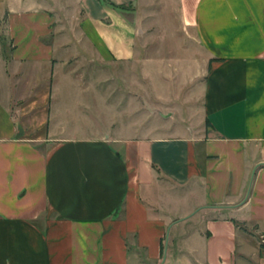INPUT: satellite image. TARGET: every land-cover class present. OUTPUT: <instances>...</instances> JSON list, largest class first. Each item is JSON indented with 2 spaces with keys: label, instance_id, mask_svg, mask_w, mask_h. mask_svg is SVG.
<instances>
[{
  "label": "crops",
  "instance_id": "crops-1",
  "mask_svg": "<svg viewBox=\"0 0 264 264\" xmlns=\"http://www.w3.org/2000/svg\"><path fill=\"white\" fill-rule=\"evenodd\" d=\"M262 235L264 0H0V264H264Z\"/></svg>",
  "mask_w": 264,
  "mask_h": 264
},
{
  "label": "rangeland",
  "instance_id": "rangeland-1",
  "mask_svg": "<svg viewBox=\"0 0 264 264\" xmlns=\"http://www.w3.org/2000/svg\"><path fill=\"white\" fill-rule=\"evenodd\" d=\"M162 27L163 28L167 27L168 32L172 33V31L169 29L171 27V25H169L167 23H162ZM169 42H171V44H173L174 46H177V36H175L174 33L169 38ZM111 74L113 76H115V78H118L119 75L122 77V78L120 77V79H121L120 82H118V83L115 82L116 84L111 83L110 93L113 94V96L117 95L119 93L129 96L130 92L134 91V89H133L134 87L131 84L133 81V78H134L133 72L131 69L123 66V67H121L120 71H118L116 69H111ZM96 77H95V79H96ZM97 86H98V89L100 90L101 87L99 85H97ZM118 87H120L119 93L117 92ZM149 91H150V85L147 82L143 83L142 93H143V95H145L144 92L146 93L145 97L147 99L149 98L148 97ZM148 102L149 101H147L146 103H148ZM9 106L13 107L12 103H9ZM80 114H82L83 118L84 117H85V119L88 118L87 119V127L88 128L91 129V127L93 126L94 128H97V130H101V127H103L104 125H107L108 123H110L111 127L113 125H114V127H118L119 124H122L124 122L127 123L128 120H131L135 115L136 116H139L142 114L144 115V113H79L77 115L80 116ZM84 123H85V121H84ZM84 123H83V128L86 127ZM42 129L43 128H41V131H40L41 133L43 132ZM31 134H33V133H31ZM35 134H37V133H35Z\"/></svg>",
  "mask_w": 264,
  "mask_h": 264
},
{
  "label": "built area",
  "instance_id": "built-area-1",
  "mask_svg": "<svg viewBox=\"0 0 264 264\" xmlns=\"http://www.w3.org/2000/svg\"><path fill=\"white\" fill-rule=\"evenodd\" d=\"M261 242L264 243V235L261 236Z\"/></svg>",
  "mask_w": 264,
  "mask_h": 264
},
{
  "label": "trees",
  "instance_id": "trees-1",
  "mask_svg": "<svg viewBox=\"0 0 264 264\" xmlns=\"http://www.w3.org/2000/svg\"><path fill=\"white\" fill-rule=\"evenodd\" d=\"M262 247H264V243H262Z\"/></svg>",
  "mask_w": 264,
  "mask_h": 264
}]
</instances>
